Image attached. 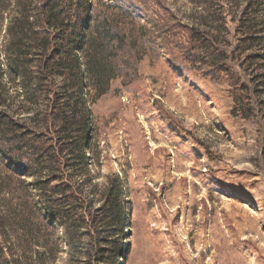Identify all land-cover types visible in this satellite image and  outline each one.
Listing matches in <instances>:
<instances>
[{"label": "rangeland", "instance_id": "obj_1", "mask_svg": "<svg viewBox=\"0 0 264 264\" xmlns=\"http://www.w3.org/2000/svg\"><path fill=\"white\" fill-rule=\"evenodd\" d=\"M48 1V51L25 35L10 76L8 24L39 0H0L1 83L20 102L55 62L41 87L62 98L23 157L52 209L30 188L0 264H86L89 232L100 264H264V0Z\"/></svg>", "mask_w": 264, "mask_h": 264}, {"label": "trees", "instance_id": "obj_2", "mask_svg": "<svg viewBox=\"0 0 264 264\" xmlns=\"http://www.w3.org/2000/svg\"><path fill=\"white\" fill-rule=\"evenodd\" d=\"M86 13L88 12L86 11ZM34 14L35 15L32 21H30V15L26 14L23 15V19H26L27 22L22 20L20 21L18 19V21L11 20L8 24L4 50L7 57V75L11 76V74L16 73L18 75V73H20L21 68L18 60L19 55L17 53V46L20 44L19 42L25 39V35H28L31 43L35 44L38 47V51L42 52L41 56H43L49 49V45L51 44L50 31L53 28L51 20L55 16V8L48 0H39V6L35 10ZM86 27L87 24L83 18V20L80 19L74 27H70L69 32L67 33L71 34L72 31L87 33ZM27 31H29L28 34ZM54 63L55 62H53L52 66H48V62H43L42 59H39V63L35 65V79L38 81V84L33 92L24 97L20 102H18L19 99L17 96L11 93L8 87H5V85L1 83L0 74V256L4 254V230L11 229V227L15 226V220L25 216L26 212L22 211L24 205L33 203L31 198L33 197L31 189L33 188H31L29 184L22 179L25 176V173L30 172V167L28 166L29 163L24 162L23 160L24 154L29 148V140L27 138L29 135L28 133L31 129H33V122L36 118H38V116H42L47 119L51 112H53L56 105L62 101V98L59 96L55 99L51 96L50 87H41L44 77L47 75L48 69L57 65ZM86 68V78H88L89 82H94L95 75L94 72H92V68L88 60ZM21 73L23 72L21 71ZM50 75H52V73H49V76ZM80 90L83 91L82 86L80 87ZM41 96L44 99V108L39 112L32 114V112L28 111L29 108L26 106L25 102L29 101L30 103H34V101ZM62 105L64 106V104ZM66 119L67 114L64 112L61 117V121L65 123ZM64 123L63 128L61 129H64ZM49 129L50 126H47L46 130L49 131ZM62 152L58 151V155H61ZM56 155L57 153L54 154V156L53 154H50V157L47 159L48 161L53 162L55 166L52 168L53 173L56 170H59L57 167L59 166L58 164L60 159H58ZM47 160L44 157L43 161ZM44 185L45 186L41 188H37V190L36 188L33 190L34 193L38 192V196L45 204L46 209L50 210L52 209V206L48 204L49 199L47 194L48 188L46 186L47 182H44ZM30 232L34 239L38 238L39 240L41 238L40 230H33ZM88 235L91 238V245L86 250V264H100L101 258H97V256L103 253L104 249H95L92 244L93 235L91 232H89ZM44 253L45 252L39 248L34 250V255H38L39 259ZM18 262L20 261L18 260Z\"/></svg>", "mask_w": 264, "mask_h": 264}]
</instances>
